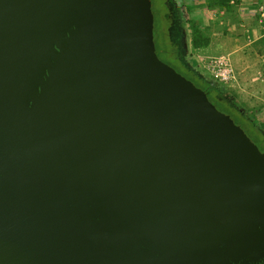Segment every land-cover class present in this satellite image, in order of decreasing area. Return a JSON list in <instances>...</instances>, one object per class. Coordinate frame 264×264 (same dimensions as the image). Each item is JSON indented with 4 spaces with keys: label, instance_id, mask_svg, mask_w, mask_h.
Segmentation results:
<instances>
[{
    "label": "water",
    "instance_id": "1",
    "mask_svg": "<svg viewBox=\"0 0 264 264\" xmlns=\"http://www.w3.org/2000/svg\"><path fill=\"white\" fill-rule=\"evenodd\" d=\"M0 264H264V153L151 0H0Z\"/></svg>",
    "mask_w": 264,
    "mask_h": 264
},
{
    "label": "crops",
    "instance_id": "2",
    "mask_svg": "<svg viewBox=\"0 0 264 264\" xmlns=\"http://www.w3.org/2000/svg\"><path fill=\"white\" fill-rule=\"evenodd\" d=\"M219 1L228 6L221 5L217 13L218 8L210 3L193 9L187 0H181L179 7L201 14L194 21L208 36L207 45L218 44L219 55L230 58L236 79L226 83L228 94L235 96L264 133V0ZM217 15L220 18L216 19ZM217 29L222 30L220 39L210 34Z\"/></svg>",
    "mask_w": 264,
    "mask_h": 264
},
{
    "label": "rangeland",
    "instance_id": "3",
    "mask_svg": "<svg viewBox=\"0 0 264 264\" xmlns=\"http://www.w3.org/2000/svg\"><path fill=\"white\" fill-rule=\"evenodd\" d=\"M189 4L193 5V9L196 6H202V5H210L214 8H218L215 13L220 11L221 5L228 6V4H224V2H220L219 0H187ZM166 0H152V9L154 12V41L156 43L157 53L159 54L160 58L167 62L168 64H171L172 66L176 67L173 62L177 64V61L174 59H170V56L168 55V49H171L173 47V43L171 39L174 41L175 45L180 50L181 56L183 61L195 71L197 75H199L202 79L208 81L211 83L214 87L219 89L222 93L227 95L228 97H231L234 100L235 106L248 115L246 111L242 108L240 103L236 100L235 96L228 94V91L225 88L226 83L224 81H221L217 76V69L216 64L217 61L220 59L226 60L228 63L230 61V58L228 56H220L219 55V48L218 44L213 45H206L205 47H195L193 45V32L191 30V22L201 15H197L193 11H189V9H180L176 10L177 12L174 13V19L175 22L172 26H169V19H168V7H167ZM209 9V8H208ZM191 10V8H190ZM214 13V12H213ZM216 19L220 18L219 15L215 16ZM196 22V21H195ZM170 27V28H169ZM170 29V34H169ZM222 30L217 29L216 32H211V36H215L217 39H220L222 36ZM213 38V37H212ZM220 41V40H218ZM218 41L216 43H218ZM173 61V62H172ZM170 65V66H171ZM231 65V64H230ZM177 66H179L177 64ZM233 68V67H232ZM234 72V71H233ZM235 75V73H234ZM236 76H234V79L229 81L228 83L235 81ZM230 93V92H229ZM251 118V117H250ZM252 120V119H251ZM241 128H243L240 124H238ZM244 131L249 136V132L247 129H244ZM250 137V136H249ZM251 138V137H250ZM252 139V138H251Z\"/></svg>",
    "mask_w": 264,
    "mask_h": 264
},
{
    "label": "trees",
    "instance_id": "4",
    "mask_svg": "<svg viewBox=\"0 0 264 264\" xmlns=\"http://www.w3.org/2000/svg\"><path fill=\"white\" fill-rule=\"evenodd\" d=\"M166 2L168 5L167 6L168 19H169L168 24L169 26H172L173 23L175 22L174 13L177 12L176 10H180L179 2L180 3L183 2H181V0H166ZM154 22H155V18H154ZM190 22H191V29L193 32V45L195 47H203L207 45V43L209 42L208 36L202 30L199 29V26L196 24L195 21H190ZM169 34H170V29H169ZM170 38H171V34H170ZM171 41L173 43L172 44L173 47L167 50L168 51L167 56H170L169 58L171 60L172 59L176 60L179 66H177V64L173 61L172 62L175 64L176 67L172 66L171 64L169 65H171L177 72L182 74L185 78L192 81L197 87L201 88L207 94L209 100L220 111L230 115L234 119L236 124H240L243 127V129H247V131L249 132V136L252 138L253 142L264 153V133L260 130V128L257 127V125L251 120V118L248 115L240 111L235 106L234 100L231 97H228L227 95L222 93L219 89L214 87L211 83H209L208 81L202 79L199 75H197L195 71L191 69L183 61L180 50L177 47V45H175L176 42L174 43L172 39Z\"/></svg>",
    "mask_w": 264,
    "mask_h": 264
},
{
    "label": "built area",
    "instance_id": "5",
    "mask_svg": "<svg viewBox=\"0 0 264 264\" xmlns=\"http://www.w3.org/2000/svg\"><path fill=\"white\" fill-rule=\"evenodd\" d=\"M217 73L216 76L225 83H228L234 79V72L232 65H230L226 60L220 59L216 64Z\"/></svg>",
    "mask_w": 264,
    "mask_h": 264
}]
</instances>
